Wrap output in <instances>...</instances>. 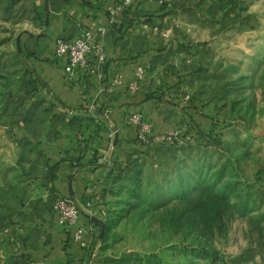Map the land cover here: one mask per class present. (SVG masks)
Segmentation results:
<instances>
[{"label":"rangeland","instance_id":"rangeland-1","mask_svg":"<svg viewBox=\"0 0 264 264\" xmlns=\"http://www.w3.org/2000/svg\"><path fill=\"white\" fill-rule=\"evenodd\" d=\"M149 16L141 85L178 111L172 138L155 131L107 166L90 264H264V0H174ZM46 19L39 0H0V264L21 253L19 225L48 223L63 198L39 145L64 113L30 55Z\"/></svg>","mask_w":264,"mask_h":264},{"label":"crops","instance_id":"crops-1","mask_svg":"<svg viewBox=\"0 0 264 264\" xmlns=\"http://www.w3.org/2000/svg\"><path fill=\"white\" fill-rule=\"evenodd\" d=\"M39 1L46 10L49 24L45 22L38 41L33 44L37 58L33 53L30 55L39 69L44 91L58 107L56 112L64 113L55 118L52 132L48 129V138L39 149L50 164L46 166L53 179L49 181L50 186L61 197L82 207L80 223L86 228L84 240L91 245L90 251L95 252L102 243L99 220L97 215L89 217L85 203L99 198L107 166L140 145L139 125L130 118L141 113L149 120V115L157 122L156 132L164 133L171 128L167 123L168 115L174 120L178 112L165 106L161 99L151 98L147 87L141 85L137 91L129 88L138 66H143L144 61L149 62L156 54L149 46L155 39L150 29L157 18L149 15L174 0L163 4L158 0H135L120 11L117 9L120 0ZM108 24L109 32L104 37L107 63L95 66L93 61L88 70L68 74L65 61L55 52L57 40H73L84 29L97 31ZM116 78L121 79L120 84H115ZM26 222L28 226L19 225L22 233L13 237L16 240L13 246L19 245L21 253L15 254L11 248L13 254L7 258V263L92 261L88 259L89 250L73 240L75 228L62 225L56 210L48 223L35 224V219Z\"/></svg>","mask_w":264,"mask_h":264},{"label":"built area","instance_id":"built-area-1","mask_svg":"<svg viewBox=\"0 0 264 264\" xmlns=\"http://www.w3.org/2000/svg\"><path fill=\"white\" fill-rule=\"evenodd\" d=\"M120 5L117 9L120 11L125 6L131 5L135 0H120ZM153 1V0H150ZM161 4L169 2L170 0H158ZM112 22H110L111 24ZM101 26L97 31L92 29H84L80 36L73 40L58 39L56 42V55L63 58L65 61V70L68 74L73 75L80 73L81 71H86L90 68L91 63L94 61L95 66H103L108 61V56L106 53V46L104 42V37L109 32V25ZM145 69L143 66H138L135 72V76L131 81L129 88L132 91H137L144 79ZM121 79L116 78L115 84H120ZM130 121L139 125V136L138 141L149 142L147 136H151L156 131L153 124L144 117L141 113H135ZM170 134V133H169ZM162 136L164 140L172 138V135L163 133ZM86 209L89 211V217L93 216L92 210L94 207V201L89 199L85 203ZM55 210L59 214V221L62 225L70 226L75 228V233L73 235V240L82 243L85 249L91 250V245L84 240L86 234V228L80 223V217L82 215V207L75 203L74 201L61 198L55 203ZM89 254V253H88ZM91 262L89 261L88 264Z\"/></svg>","mask_w":264,"mask_h":264},{"label":"trees","instance_id":"trees-1","mask_svg":"<svg viewBox=\"0 0 264 264\" xmlns=\"http://www.w3.org/2000/svg\"><path fill=\"white\" fill-rule=\"evenodd\" d=\"M188 119H193L195 122V126H196V130L199 131H203L205 132V128L203 127L202 124H205L206 121V117L200 113L194 114V113H189V115H187ZM192 117V118H191Z\"/></svg>","mask_w":264,"mask_h":264},{"label":"water","instance_id":"water-1","mask_svg":"<svg viewBox=\"0 0 264 264\" xmlns=\"http://www.w3.org/2000/svg\"><path fill=\"white\" fill-rule=\"evenodd\" d=\"M46 24H47V25L49 24V23H48V16H47ZM17 42H18V48H19V50L21 51V47H20V38L18 39ZM258 135H259V136L264 135V131L260 132ZM101 238H103V232H102V234H101Z\"/></svg>","mask_w":264,"mask_h":264}]
</instances>
